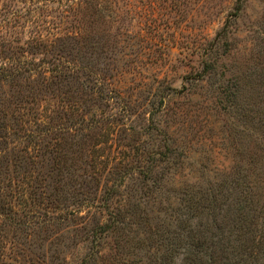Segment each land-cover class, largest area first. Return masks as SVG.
Here are the masks:
<instances>
[{
  "label": "rangeland",
  "instance_id": "obj_1",
  "mask_svg": "<svg viewBox=\"0 0 264 264\" xmlns=\"http://www.w3.org/2000/svg\"><path fill=\"white\" fill-rule=\"evenodd\" d=\"M2 66L0 264H156L262 181L264 0H0Z\"/></svg>",
  "mask_w": 264,
  "mask_h": 264
},
{
  "label": "trees",
  "instance_id": "obj_2",
  "mask_svg": "<svg viewBox=\"0 0 264 264\" xmlns=\"http://www.w3.org/2000/svg\"><path fill=\"white\" fill-rule=\"evenodd\" d=\"M241 8L242 3H238L233 15H238ZM0 68V74L9 80L20 77L18 68ZM262 69L264 70V66ZM232 95L235 104L237 94ZM262 101L261 109L264 111V99ZM261 138L264 144L263 133ZM235 182L232 191L235 199L232 202L221 201L220 193L215 191L200 198L190 197L189 202L181 206L180 216L173 229L167 230L168 235L163 239V235L159 233L155 238L162 239L164 247L159 258L155 255L153 262L264 264V168L260 184L248 178L242 186L241 182ZM125 220L122 214L112 211L108 220L97 231L116 229Z\"/></svg>",
  "mask_w": 264,
  "mask_h": 264
}]
</instances>
